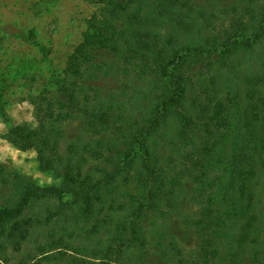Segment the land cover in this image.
<instances>
[{"label":"trees","instance_id":"1","mask_svg":"<svg viewBox=\"0 0 264 264\" xmlns=\"http://www.w3.org/2000/svg\"><path fill=\"white\" fill-rule=\"evenodd\" d=\"M96 3L56 87L31 95L36 124H14L2 136L35 150L40 169L60 181L41 186L0 166V187L12 188L0 199V239L19 249L31 222L20 215L32 199L82 195L84 209L107 211L108 221L124 198L117 228L93 250L97 259L58 252L24 264L59 256L71 264H157L144 219L174 212L184 214L195 243L187 248L161 230L154 241L161 258L251 264L264 187V0ZM251 57L256 72L238 63ZM0 115L9 119L1 102ZM76 117L93 138L63 151ZM185 197L194 210L184 211Z\"/></svg>","mask_w":264,"mask_h":264},{"label":"rangeland","instance_id":"2","mask_svg":"<svg viewBox=\"0 0 264 264\" xmlns=\"http://www.w3.org/2000/svg\"><path fill=\"white\" fill-rule=\"evenodd\" d=\"M97 6L96 0H0V102L9 114L8 120L0 115V166L6 169L5 173L15 170L31 177L41 186L59 183L55 173L40 169L35 150H20L2 136L14 124H36L31 95L45 88L56 87L57 80L64 74L68 55L87 31L86 19ZM238 63L243 68L251 66L253 72L258 70L256 57L249 60L242 58ZM107 80L103 77L99 82L101 87ZM129 106L130 112H138V105L129 103ZM78 138L93 137L82 131L80 120L76 117L66 127L62 150L65 151ZM228 176L226 172V181ZM187 186L191 189L193 183L187 182ZM11 189L5 185L0 187V199L10 197ZM260 191L256 203V224L250 236L255 242L250 250L251 264H258L264 257V244H261L264 239V187ZM124 201V198L117 199L112 220L106 221L107 211L95 209L89 214L84 209L82 195L69 194L62 199H32L20 215L31 221L23 228L26 240L16 249L13 242L2 237L0 241L6 246L0 249V263H31L43 255L47 257L50 253L58 252L77 254L89 260L97 259L99 254H94L93 250L104 245L109 231L112 234L117 228L119 212H123L119 206L123 209ZM182 206L185 212L195 208L189 197L183 199ZM184 218L183 213L174 212L168 219L154 216L144 219L157 264H173L156 252L154 241L159 231H167L187 248L194 245V232ZM42 264L71 263L59 256L57 259L48 258Z\"/></svg>","mask_w":264,"mask_h":264}]
</instances>
